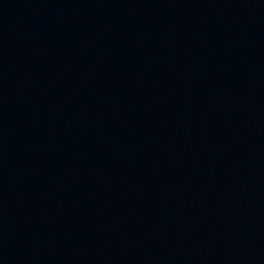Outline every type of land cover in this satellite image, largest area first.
Returning <instances> with one entry per match:
<instances>
[{
  "label": "water",
  "instance_id": "1",
  "mask_svg": "<svg viewBox=\"0 0 264 264\" xmlns=\"http://www.w3.org/2000/svg\"><path fill=\"white\" fill-rule=\"evenodd\" d=\"M0 264H264V0H0Z\"/></svg>",
  "mask_w": 264,
  "mask_h": 264
}]
</instances>
